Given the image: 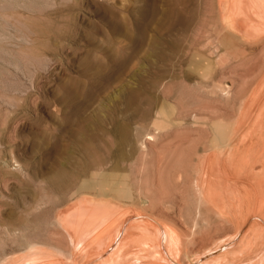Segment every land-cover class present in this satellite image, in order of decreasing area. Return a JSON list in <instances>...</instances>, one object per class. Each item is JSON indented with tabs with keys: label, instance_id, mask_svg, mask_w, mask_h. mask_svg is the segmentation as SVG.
Instances as JSON below:
<instances>
[{
	"label": "rangeland",
	"instance_id": "374dc122",
	"mask_svg": "<svg viewBox=\"0 0 264 264\" xmlns=\"http://www.w3.org/2000/svg\"><path fill=\"white\" fill-rule=\"evenodd\" d=\"M138 8V0H0V162H4L6 159L10 161V164L13 162L14 164L12 163V165H10L11 170L19 167L17 166L18 163L24 164L27 168L35 169L34 174L36 173L35 175L39 176V178L43 180L45 175L52 171L55 166V161L52 163L51 159H49L44 152L46 138H48L49 133L55 136L63 137L61 138V142L63 144H67L64 155L65 157L61 158V160L67 161V168L69 170H75L80 165H84L87 151L86 146L89 141L86 140V135H72V137L71 135H68V131L62 128V125H65L66 120H70L74 123L75 120L85 121L86 119H91L93 121L99 120L107 123L109 122L110 124L112 122V117L115 115L116 118L120 120L124 119L123 121H135L132 124L135 132L137 129L136 126L138 128L144 127L145 132L147 131L153 135L158 134L157 136H159L160 134L157 133L158 130H156L155 126H159V124L161 125V123H164L165 121V118L162 117L160 113V109H163L166 112V119L173 121L171 122V128H173V126L175 127L171 130L172 132L169 130L168 135L163 134L162 132L165 133L169 127H165V131L161 130L164 138L160 135L161 137L159 136L160 138L158 140V137L156 136L157 142L146 141L147 149H144L146 152L141 150V148H138L137 151L130 153V156H127V158L124 159H117L110 156L108 157L110 160L109 164L102 167V170L104 169L102 172L101 170L98 171V176L104 173L110 174L109 176L124 175L125 183H127L125 184L123 181V188L126 190L128 189V192L131 191V198L129 199H120L119 197H116V194L104 196L99 194L97 190H90L86 193H82V195H77L75 199L73 198L68 200V198H65L64 200H67L66 202L61 200V203L63 204H60V201L53 197L54 199H52L55 200L58 205L56 204L55 206V202L50 200L51 203L48 202L49 205L48 203L46 204L48 207L45 206L43 211L34 213L28 217L29 219H26L25 216H22L19 213V208L17 206L15 208L13 206V203L18 201L16 196L20 192L21 180H16L14 178L13 180L9 179L4 185L0 174V193L3 192L2 195L4 194V199H6L3 200L8 203L6 210L10 211L14 209L13 212H15L16 217H19L15 223H17L19 229H21L17 230L16 236H14V234H2L5 236H1V241L7 243L5 246L3 245L4 242L0 241L3 243L0 244V246H3L0 248V264H3L4 261L8 264H16V261L14 260H17L18 262L21 260L20 258L29 254L28 247L31 242V244L38 245V249L36 248L35 252H40L37 251L39 250V246L42 245L43 247L47 242V246H44L47 247L46 250L40 248L43 252L45 251L42 254L43 257L46 252L47 257L43 258L42 255L39 256L40 253H35L29 256V259H22L24 262L20 261L17 264H40L41 262V264H48L50 262V264H63V261L59 262L62 258L55 257L54 247H62V249H66V252H71L73 250V246L71 244L69 234L65 229L59 226L57 219L62 210H66L78 199L86 195V197L94 200L97 204L98 200H100L99 203L111 202L110 204L108 203L109 206L114 207L115 210L120 207L118 210L125 214L135 212V210L136 212H138V210L139 212H142L140 211L142 207V210H144V213L142 212L143 214H146V211H148L147 214L149 213V215L154 216L155 214V216L160 220L177 229L179 233L182 234L184 243L183 246L185 249L188 247L187 251L189 256L201 253L206 248L212 246L218 239L236 233L239 223L238 220H240V218L236 220L239 216L234 219L233 217L235 216L232 215H234V212L237 214L238 211L237 198L239 197V191L237 190L239 189H236V185L239 186L240 182L236 183L235 180H240V174L239 179H235L238 176L234 175V171L235 174L236 171H240L239 164L237 163L235 157L232 159L233 163L230 162V158V161L227 160V166L225 165L226 161H223L226 158L223 160L221 159L222 163L220 162L219 165L210 164L217 149L214 151L212 146L211 148H207L209 143L206 147L204 146V151L202 148L203 144L205 145V143H207L211 138L210 135L213 133L211 126L213 124L222 123L227 126L230 131H232L238 124L236 122L240 120L239 122L241 123V118H243L242 116L247 111L250 112V110L259 106L257 102L261 93L258 94V92H260L258 88L261 86L258 87V85H262V83H264V47L252 46L254 51L252 49L251 50L254 55H249L250 57L252 56L249 58L251 61L248 58L241 61L242 64H237V66L239 65L238 68H236L237 66L235 65L234 70L232 67L230 72L228 70L227 74L224 75L225 77L223 75V77H221V74L216 76L213 79L215 80V87L213 91L212 89L205 90L206 88L193 89L192 85L194 84V80L185 79L181 74V69L188 70V65H182L178 62L177 65H179V67L172 69L170 73L166 74V77L161 73L162 68H165V65L163 64H167L165 59L171 53L168 49L169 41L171 38H174L172 34V36H170V33H168L163 26L154 24L151 27L149 33H151L152 36L155 35V40L154 37L151 39L156 43L152 48V56H147V58L145 57L143 54L144 50L142 48V29L138 24ZM154 30H156V33ZM87 73H89L90 76L87 75ZM195 80L202 81L203 79L198 78ZM91 81L95 82L93 86H91ZM80 84H82V87H80ZM184 85H186V87ZM216 85L218 87L221 85V89H223L224 92L222 91L221 93L218 91ZM254 91H258L256 93L258 96ZM136 92H138L137 95L141 97L140 101L143 108L151 109V114L147 120L144 118V120H141L142 117L139 115L135 117L133 111H125V107L128 105L127 102L136 94ZM227 92L229 94L224 95L223 97V94ZM253 92L257 96V100L255 99ZM253 97L255 102L254 99L252 101ZM196 99L199 100L197 101ZM250 100L252 102H249ZM73 107L75 108L73 109ZM243 108L244 111H242ZM77 112H81L80 115H77ZM194 114L197 115L194 116ZM194 121H197L196 126H198V123H201L199 124L201 125V127L199 126L201 129H198L197 133L196 130L198 127L195 129V125H193V131L195 132L191 129H187L191 128V124ZM139 122L143 125L141 124L139 126ZM174 122H177L176 125ZM180 138L187 139L184 140V144L179 147L177 146V141ZM195 140L198 141V145ZM106 141H108L107 143H112V146H116L117 143L115 142H118V138H116L114 134L102 136L103 145ZM190 144L194 145L191 146ZM128 149L131 148L128 147ZM193 151H196V154ZM210 151H214L215 153L213 154V152ZM205 153L210 158H207L206 164L208 166L205 164L206 166H204V169L207 173H211V177L212 175L217 174L215 176H218V174H220V177L222 178L223 176L221 173L223 171L227 173L228 171H231V169L234 170H232V173L230 172V174H232L233 177L235 176V178H233L232 175L230 176L229 172L227 173L229 177H227L228 181L226 185L229 184L228 182H231V184H229L231 188L228 186L230 188H228V191L223 189V185H220L223 183L225 186L223 179L220 180V177L214 176L219 179V181H222H218L219 184L217 187L222 188L224 192H222L221 189V192H219L222 195H226L221 197L225 198L223 200H225L227 204L219 199L220 201L217 205V207L220 208V204L222 205L221 207L224 208V212L221 211L223 215L220 213V210L217 209L216 205H210L206 200H201L199 198V194L197 193L195 183L197 181V172L195 165L197 164V160H201L199 157H203ZM199 154H202V156H199ZM230 154L231 153H227V155ZM188 155L190 157H188ZM218 155L219 153H217V156ZM13 157L15 160H11ZM234 162L237 163L238 166ZM50 163L52 164L50 165ZM257 166L259 167H257L258 170H261L260 167L262 166L259 164ZM10 169L8 171H10ZM226 170L228 171L226 172ZM12 171L15 172L14 169ZM183 172L186 175L183 174ZM182 176L183 178L185 177V179H182ZM206 176L208 177V174ZM228 178L232 179L229 181ZM212 179L214 181L213 177ZM217 179L215 183L217 182ZM181 180H183L184 183H181ZM234 183H236V185H233L232 187L231 185ZM126 185L129 188H127ZM233 190L235 191L233 192ZM229 191L230 194L236 193L238 197L235 196L236 198L234 197L235 199L232 200L234 195L231 196L229 193L227 197V192ZM14 194H16V196ZM148 196L155 198V203L153 204L154 207L150 204L148 205L149 209L147 205H143L144 201L149 199ZM193 196H195V198ZM226 198L230 199V202L233 201L235 204L228 203ZM203 202L206 203L204 204ZM114 203L116 204L114 205ZM228 204L231 207V209L228 208L229 210L227 209L229 206ZM232 204L235 205L236 211L233 208L234 206H231ZM144 207H147V210L144 209ZM223 208L220 209L223 210ZM225 208L226 212L228 211L227 214L229 213L232 217L231 219L233 222L231 219L226 218L229 215L224 216V214H226ZM17 209L19 210L18 212ZM194 212L197 213L195 214ZM37 214L38 216H36ZM32 216L37 217L38 221L36 222L35 220H37V218ZM118 217L119 216L117 214H113V212L107 215L106 218L108 220L106 221V218L100 220L97 225L91 229L90 234L95 237V235L101 231L100 229L104 228L106 230L105 227L107 224L110 225L112 221L113 223L110 227H112L113 224L116 225ZM25 221L28 222V227L24 229L23 227L25 223H27ZM31 223L34 225L32 226ZM53 224L55 227H53ZM27 228L29 229L26 230ZM97 229L98 232L95 233V230ZM257 229L251 231L252 233H250L254 235L253 233L255 231L258 232ZM48 231L49 234L47 233ZM110 231L111 230L109 228L106 233L104 232V238L109 237L108 235L110 234ZM21 232L23 234H21ZM92 232L95 233V235H93ZM263 232L262 234L259 233L260 235L256 233L254 235L255 237L248 235L244 237L245 239H243L242 242L239 241L235 243V245H230L229 249L221 255V257H223L221 259H225L222 262L226 264H253V260L256 259L255 257H258L259 260L260 258H264V255H262L264 254V248H261V246L263 247L264 245V240L263 244L261 241V238L264 239ZM101 233L103 232L101 231L99 234L101 235ZM250 233L248 232V234ZM88 234L89 232L83 235V237L87 240L81 239L82 241L79 243V247H81L82 251H77L76 254L78 257L76 258L77 261L74 264H83L84 261L88 259V256L86 255L87 253L91 256L102 249L99 247V250L98 246H102L104 244L105 241L103 236L98 234V238L96 236L97 239H95L90 235L92 237H90L92 239H90V243L89 237H86ZM49 235L51 238H49ZM20 236L21 238H19ZM57 236L60 238L57 239ZM249 236H251L252 242L248 244L247 240L250 241ZM3 237L5 240H3ZM99 237L102 238L99 239ZM253 237L256 238V240L258 239L257 237H259L258 241H261L259 242V247H256L258 242L256 241L254 243V239H252ZM12 238L13 240H11ZM36 238H39L41 241L39 242V240H35ZM46 239H50V244ZM13 241L19 242L17 243L19 248L17 245L14 247L15 242L13 243ZM23 242L28 244L26 245L27 247H25L24 244L21 245ZM66 242L69 245L66 244ZM85 242L87 244L84 248ZM152 242L153 244H151L150 240V244L155 246H153L154 249L150 244L142 246V249L145 250L144 254L142 252L143 255L139 254L143 251L141 248L139 249L141 250L140 252L135 249L133 250L135 253H132L133 251H131L130 253H127V255L123 254L124 256L122 259L125 260L123 262L120 258L122 256L116 254L118 256H114L113 258L117 257L118 260L120 259V262L116 261L115 258V260L112 259L109 264H119L121 262L122 264H126V262L131 260L134 256L140 257L141 255V261L143 259L145 260V258L146 260L148 258L152 261L147 260L148 262L150 261L148 263L146 260V262L143 260L144 262L142 261L140 264H168L165 260L161 261V257H164L161 250H159V253H162L160 257L161 259L158 258V245L154 242V240ZM93 243V247L97 244V251H94L95 248L93 249L92 247ZM48 244L50 246H48ZM254 244L255 248L258 250L261 248L259 252L257 251L258 253L256 252L257 249H254V252H252V245ZM51 245L53 247H51ZM237 246L238 248H241V250L238 249ZM13 247L17 249V252L19 250L18 253L23 254L21 256L17 253L15 254L14 251L16 252V250ZM21 247L24 248L25 251ZM234 247L235 249L237 248V250L233 249ZM25 248H27V250ZM90 248L93 249L92 251L94 253H90L88 251ZM20 249L22 251H20ZM50 249L51 251L54 250L51 255L49 254L51 253V251H49ZM245 249L248 250L247 252L249 254L252 249L251 256L256 252L254 254L255 257L253 255L252 260L246 256L247 254L245 253L247 252H245ZM32 250L30 251L34 253ZM85 250H87V252ZM26 251L27 253H25ZM241 251H244L242 253L245 254L244 256L248 257L246 260H251L249 261L250 263L244 260V256V258H242ZM150 252L154 256V259ZM6 253L8 254L6 255ZM84 254L87 258L86 256L85 258L82 257ZM145 254H147L148 257H146ZM9 255H11L10 257L12 258L14 256L13 260L9 257ZM10 259L13 263L9 262ZM156 259L163 263L155 261ZM180 259L182 263L189 262L188 257L184 254L180 256ZM221 259L220 263H222ZM256 260L254 264L260 263L259 260H257V262ZM68 263L72 264L71 262H67L66 264ZM218 263L216 262V264Z\"/></svg>",
	"mask_w": 264,
	"mask_h": 264
},
{
	"label": "bare ground",
	"instance_id": "6f19581e",
	"mask_svg": "<svg viewBox=\"0 0 264 264\" xmlns=\"http://www.w3.org/2000/svg\"><path fill=\"white\" fill-rule=\"evenodd\" d=\"M138 3H139V8H138L139 9V11H138L139 22H138V24H139L140 28L142 29V35H143L142 48L144 50L143 54L145 55L146 58H147V56H149V57L152 56V48L154 47V45L156 43V42H153L151 39L154 37V40H155V35L152 36V34L149 33L151 27L154 24H157L158 26L159 25L163 26L166 29V31L168 33H170V36L173 35L174 38L173 39L171 38L169 41L168 49L170 50L171 53L165 59V62H167V64L166 63L163 64V65H165V68H162L161 73L164 74L166 77V74L170 73V71H172V69H176L179 67V65H177L178 62L181 63L182 65H188V70L181 69L182 70L181 74L183 75V77L185 79L194 80V84L192 85L193 89L206 88L205 90H207V89L211 90L212 89V91H213V89L215 87L214 86L215 80H213V79L216 76H219L221 74V77H223L225 74H227L228 70L230 72V69H232V67L234 70L235 65L236 66H237V64L240 65V64H242L241 61H244L247 58L248 59L251 58L252 56L250 57L249 55H254L252 53V50L254 51V49H252L253 48L252 46H255V47L258 46V47H262V48L264 47V0H138ZM156 30H154L155 33H156ZM159 30H158V33H159ZM248 47H249V49H248ZM238 66L236 68H238ZM255 68H256V66H255ZM230 74H232V73H230ZM87 75L90 76L89 73H87ZM198 78H202L203 80L202 81H199V80L196 81L195 79H198ZM263 79H264V77H263ZM91 82H92L91 86H93L95 84V82L94 81H91ZM246 83H248V82H246ZM181 85H183V84H181ZM262 85L261 84L258 85V87H260V86L261 87L258 88L260 92L257 91L258 94L261 93L260 98L258 97L259 100L257 102L259 106H257L253 110H250V112L247 111L248 113L244 112L245 114L243 113L244 115L242 116L243 118H241V123L239 122L240 120L239 121L237 120L238 122H236V123H238V124L233 128L232 131H230L227 128V126H225L222 123L213 124L211 126V130L213 131V133H212L213 137H212V135H210L211 138L208 140L207 143H205V145L203 144V148H202L204 151V149H205L204 146L206 147V145L209 143L207 145V148L208 147L211 148V146H212L213 147L212 149H214V151L217 149V151H215L216 153L214 151H210V152H213V154L215 153L213 158L211 157L212 159H211L210 164H213V165L218 164L219 165L220 162L224 158H226L225 160H223L224 162L226 161L225 165L228 162L227 160L230 161V159H231L230 162L233 163L232 159L234 157L236 158L237 163L239 164L240 171L239 170L236 171L237 175L235 174V171L230 168L231 171L232 170L234 171V175L238 176L236 178H235V176L233 177V175L230 174L231 171L226 170V172L228 171L229 175L230 176L232 175V177L235 179H237V178L239 179V174H240V180H238V181L235 180L236 183L240 182L239 186L236 185V183L231 185L232 187H233V185L237 186V187L236 186L235 187H236V189H239V190H237V191H239V197L236 195V193L230 194V191L227 192V197H228V193L231 196L234 195L232 200L236 198L235 196L238 197L237 198V200H238L237 201L238 202L237 214L238 215L236 214V212H234L233 213L234 215H232V216H235V217H233L234 219L239 216L236 220H238L240 218V220H238L239 223L237 222L238 226H237V231L235 234H231V235H228L224 238L218 239L212 246L206 248L203 252L196 253V254L189 256L188 251H187L188 247H186L187 249H185V247L183 246L184 243H183L182 234H180L177 229L173 228L172 226L168 225L164 221L160 220L158 217L155 216V214H154V216L149 215V213L147 214L148 211L145 212L146 214H143L144 210H142L143 209L142 206H141L142 209L140 211H142L143 213L139 212V210H138V212H136V210H135V212H132V213L130 212L129 214H125L122 211L118 210L120 207L115 210L114 207H111L108 205L109 202L108 203L105 202L106 204L102 203V202L99 203L100 200H98V204H97L94 202V200L86 197L87 196L86 195V196L78 199L74 204L69 206L66 210H62V212L59 213V216L57 219L58 224H59V226H61L63 229H65L67 231V233L69 234L70 240H71V244L73 246V250L71 252L68 251L69 253L65 251L66 249H62V247L61 248L60 247H54L55 257L62 258L61 260H59V262L63 261V264H66L67 262H71L72 264H74L77 261L76 258L78 257V255L76 253L78 250H81V247H79V243L82 241L81 239H84V240L86 239L85 237H83V235H85L87 232H89L88 236H86V237H89V241H90V239L93 237L90 234L91 229L94 226H96L100 220L106 218V216L111 214L112 212H113V214H117L119 216L118 222H116V225L113 224V226H114V227L112 226L113 228L110 227L112 225L113 221L111 222L110 225L106 223L108 227L107 226L105 227L106 230L104 228H102L103 230L100 229L103 232V233H101V235L99 234L101 232L99 230L100 232L98 234L100 236H103L104 232L106 233L109 230V228L111 231H110V234L108 235L109 237L104 238V236H103L105 242L102 246H98V248L99 247L102 248L101 251H98L97 253L92 254L91 256H89V254L87 253L86 255L88 256V259L86 261H84L85 260L84 259L83 260L84 263L82 262L83 264H109L112 261V259L115 260V258H116V261L120 262L119 261L120 259L118 260L117 257L113 258L114 256H118L116 254H119V256H122V257H120L122 259L124 256L123 254L127 255V253H130L131 251H133L135 249H136V251L140 252L141 250H139V249L140 248L142 249L143 248L142 246H144V245L145 246H147V244L149 245L150 240H151V244H153L152 241L154 240V242H156L158 245L157 246L159 248L157 251V253L159 255L158 258L161 257L162 253H159V250H161V252H163L164 257H161L162 259L161 258L160 259H161V261L165 260L168 264H213V263L216 264V262L220 263V259L223 258V257H221L222 253H224L226 250H228L230 245H233V244L235 245V243H237L239 241L242 242L243 239H245L244 237H246L248 235L254 236L256 233L262 234V232L264 231V83H262ZM184 86L186 87V85H184ZM244 86H247V85H244ZM80 87H82V84H80ZM229 87H227V88H229ZM217 88H218V91H220L221 93H222V91L224 92V90L221 89V85H219V87L217 86ZM254 92H253V94H254ZM257 92H255V94ZM137 94H138V92H136V94L134 96H132L131 99H129V101L127 102L128 105H126V107H125V111H133L135 117L139 115L140 117H142L141 120H144V119L147 120V119H149L148 117L151 114V109H144L143 108V105H141V101H140L141 97ZM228 94H229L228 92L223 94V97H224V95H228ZM258 94H256V95L258 96ZM256 95L254 97L257 100ZM254 97L252 98V101H253ZM211 98H212V96H211ZM255 99H254V102H255ZM72 100H73V98H72ZM218 100H219V98H218ZM252 101L250 100L249 102H252ZM243 105H246V104H243ZM253 105H255V104H253ZM251 106H252V103H251ZM74 108L75 107H73V109ZM245 110H247V109H245ZM160 111H161L160 113H161L162 117L165 118V121H164V123H161V125L160 124H159V126L157 125L158 128H157V126H155V127H156V130H158L157 133L162 135L164 138L163 134L168 135L169 130H170V132H172L171 130L175 127L173 126V128H171L172 127L171 122H173V121L166 119L167 118L166 112L163 109H160ZM242 111H244V108ZM199 112H201V111H199ZM80 113L81 112H77V115H80ZM195 115H197V114H194V116ZM111 120H112V122L110 124H109V122L107 123V122L99 121V120L93 121L91 119L90 120L86 119L85 121H76L75 120L74 123H72V121H70V120H66L65 125L64 126L62 125V128L64 130H67L69 133L68 135H71V137H72V135H76V136L77 135H81V136L86 135L87 136L86 140L89 141L88 145L86 146L87 151H86L85 164L80 165L75 170H69L67 168V161L61 160V158L65 157L64 156L65 152H66L65 149L67 147L66 143L63 144L61 142V138H63V137L55 136V135H52L50 133H49V136L47 135L48 138H46L45 151L44 152L47 155V157L49 159H51L52 163L55 161V166L53 167L52 171H50L49 173H47L45 175L43 180L40 179L39 176H36L35 175L36 173L34 174L35 169L27 168V166H25L24 164H20L16 161L18 163L17 166H19V167L13 168L15 170V172H13L12 171L13 169L12 170L10 169V165H12L13 162L10 164V161L6 158H5L6 160H4V162L1 161L0 162V170H1L0 174H1V178L3 180L2 182L4 183V185L6 182H8L9 179L13 180V178H14L16 180H19V179L21 180L20 192L18 193L17 196H16V194H14L18 198V201L13 203V206L15 208L17 206L20 210L19 211L17 209V212L19 211V213L22 216H25L26 219H29L28 217L31 216L32 214L37 213V212L39 213V211L40 212L43 211V208H45V206H47L46 204L48 202H50V200H53L54 198L59 200L60 204H63V203H61L62 202L61 200H64L65 198H68V200H71L73 198L75 199L77 195L78 196L82 195V193H86L90 190H97L99 194H102L104 196L116 194V197H119L120 199L131 198V195H130L131 191L128 192V189L126 190L123 188V185L125 183V180H124L125 176L124 175H122V176H117V175L109 176L110 174L104 173V174L98 176V171L101 170V172H102L104 170V169L102 170V167L109 164L110 160L108 157L113 156L117 159L127 158V156H130V153L137 151L138 148H141V150L147 149L146 148L147 147L146 141L147 142H149V141H156L157 142V137L159 140V138L161 136L159 135L160 136L159 137V136H157L158 134L153 135L151 133H148L147 131L145 132L144 127L138 128L136 126L137 129L135 132L134 127L132 126V124L135 121L133 122L132 120H130L129 122H127L126 120L123 121L124 119L120 120V119L116 118L115 115L112 117ZM196 122L197 121L192 122L191 128H187V129L188 130L191 129L193 131L194 128L196 129L198 127L196 130V133H197L198 129H201V128H199V126L201 127V125H199L201 123H198V126H196L197 125ZM176 123H175V125H176ZM141 124L139 122V126ZM193 125H195L196 127H194ZM165 127H169V128L164 133L161 130L165 131V129H164ZM185 128H186V126H185ZM185 128H183V129H185ZM208 129H209V127H208ZM202 130H203V128H202ZM193 132H195V131H193ZM193 132H192V135H193ZM110 134H114L115 137L118 138V142H115V143H117L116 146H114V145L112 146V143H110V142L107 143L108 141H106L105 144L103 145L102 136L110 135ZM186 139L187 138H185V139L180 138L177 141V146H179V147L182 146L184 144V140H186ZM194 139H196V138H194ZM198 139H200V138H198ZM197 142L198 141H196V143ZM192 145H194V144H192ZM197 145H198V143H197ZM106 147H107V149H106ZM128 147L131 149H128ZM197 150H198V148H197ZM144 151L146 152V150H144ZM217 153H219V155H220V156L218 155L219 158L217 156ZM227 153L228 154L231 153V154L227 155ZM202 154H199V156L200 155L202 156ZM209 155L211 156L210 153H209ZM188 157H190V156L188 155ZM203 157H204V159H203ZM203 157H199V158H201V160H197V162L195 161L197 163L195 165L196 166L195 169L197 172V176H196L197 181L196 182L194 181V182L196 183L197 193L199 194V198L201 200L202 199L206 200L210 205L211 204L216 205V207H217L220 200L224 201L225 204H227L226 201L223 200L225 198H222L226 195L223 194L224 195L223 196L220 193L221 192L220 189L222 190V188L217 187L219 182H222V181H219V179L215 178V177H220L221 175L220 174H218V176H215L217 174L212 175V177L214 178V181H213L212 177L210 176L211 173L210 172L207 173L206 170L204 169L205 168L204 166L207 165L206 164L207 158H210V157L206 153L203 155ZM12 159H14V157L11 158V160ZM52 163H50V165ZM118 163H120V162H118ZM237 163H235V164H237ZM238 164H237V166H238ZM258 164L262 166V167H260L261 170L260 169L258 170V168H259L257 166ZM189 166H191V165H189ZM221 166H222V164H221ZM215 168H216V166H215ZM221 168H223V167H221ZM233 168H234V166H233ZM9 169H10V171H8ZM217 170H218V168H217ZM222 170H224V169H222ZM237 172H239V173H237ZM227 173H225L223 171L221 173L223 177L222 178L220 177V180L223 179L225 186L223 183L220 185H223V187H224L223 189L226 191H228L231 188L229 185V184H231V182H228L229 184L226 185V183L228 181L227 177H229ZM183 174H185V173L183 172ZM207 174H208V177L206 176ZM180 179H181V176H180ZM182 179H185V177L183 178V176H182ZM216 179H217V182H216L217 184L215 183ZM231 179H229V181ZM123 181H124V183H123ZM181 183H184L183 180H181ZM127 185H126V187H127ZM127 188H129V187H127ZM234 188H232V189H234ZM234 191L235 190H233V192ZM222 192H224V191L222 190ZM2 193L3 192L0 193V241L2 239L1 236H5L2 234H7V235H13L14 234V236H16L17 230H21V229H19L18 224L15 223L19 217L18 218L16 217L15 212H13L14 209L10 210V211L6 210L8 203H6L4 201L6 199H4L5 196H4V194L2 195ZM225 194H226V192H225ZM141 197H139V198H141ZM193 197L195 198V196H193ZM148 198L149 199L144 201L143 205H145V206L147 205V207H148V205L151 204V206L154 207L153 204L155 203L154 202L155 198H153V197L151 198V196H148ZM138 200H140V199H138ZM201 200H200V202H201ZM227 200H228V203H234L233 201L230 202V199H227ZM66 201L67 200H64V202H66ZM95 201H96V199H95ZM52 202H55V200H53ZM203 203L205 204L206 202H203ZM56 204L57 203L55 202V206H56ZM115 204L116 203H114V205ZM234 204H232L231 206L232 207L234 206L233 208L236 211V209H235L236 207ZM48 205H49V203H48ZM50 205H53V204H50ZM228 205H226V206H228ZM219 206L221 209L223 208V207H221L222 205L219 204ZM147 207H144V209H146ZM220 208L217 207V209L220 210V213H221V211L224 212V208H223V210H221ZM228 208L231 209L230 205L227 207V209ZM123 209H124V207H123ZM148 209H149V207H148ZM133 211H134V209H133ZM200 212H199V214H200ZM225 212H226V208H225ZM227 212H226V214H224V216L229 215V213L227 214ZM221 214L223 215V213H221ZM36 216H38V214ZM229 216L226 218L231 219L232 217L231 216L229 217ZM32 217H34V216H32ZM34 218H37V217H34ZM115 219H117V218H115ZM105 220L107 221L108 219L106 218ZM27 221H25V222H27ZM35 221L37 222L38 218ZM231 221H232V219H231ZM54 222H52V223H54ZM108 223H110V222H108ZM206 224H208V223H206ZM31 225H32V223H31ZM196 225H198V224H196ZM102 226H104V225H102ZM26 227H28V222L25 223L23 228L25 229ZM53 227H55L54 224H53ZM100 228H101V226H100ZM28 229L29 228H27L26 230H28ZM255 229H257L258 232L255 231L253 233L254 235H252L251 231H254ZM95 231H96L95 233H97L98 229ZM24 232H28V231H24ZM248 232L249 233L251 232V233L248 234ZM47 233L49 234V231ZM95 233L92 232L93 235H95ZM21 234H23V233L21 232ZM98 234L95 235V237H93V238L97 239ZM263 235H264V232H263ZM21 236L19 238H21ZM96 236H97V238H96ZM144 236H149V237H144ZM251 236H249L250 241L247 240L248 244L250 242H252ZM65 237H66V235H65ZM254 237L252 238V239H254V243L256 241L258 242V245L256 244L257 245L256 247H259V244H260L259 242H261V241L263 244L264 239L261 238V241H258L259 237H257L258 238L257 240ZM13 238L11 240H13ZM49 238H51L50 235H49ZM59 238L60 237L57 236V239H59ZM63 238H64V236H63ZM100 238H102V237H99V239ZM263 238H264V236H263ZM105 239H107V240H105ZM3 240H5L4 237H3ZM8 240H10V239H8ZM35 240H39V238L38 239L36 238ZM49 240H47L48 243H49ZM40 241L41 240H39V242ZM101 241H102V239H101ZM1 242H4V241H1ZM1 242H0V244H3ZM14 242L15 241H13V243ZM39 242H37V243L40 244ZM51 242L53 243L52 240H51ZM86 242L84 244V248L87 244ZM99 242H100V240H99ZM6 243L7 242H4L3 245L6 246ZM15 243H14V247H16L15 245H17L19 248V245L17 244L19 242L16 241ZM26 243H27V241H26ZM31 243H29V247H28L29 248V254L20 258L21 262L23 261L22 259L25 260L26 258H28L29 256H31L35 253H37V254L40 253L39 254V256H40L45 252V251L43 252L42 249H44V250L47 249V247H44L47 244V242H46V244L43 247H42V245L39 246V250H37V251H40V252H35L38 245L31 244ZM33 243H36V242H33ZM90 243H91V241H90ZM90 243H89V245H90ZM94 243H96V242H94ZM94 243L92 244V247H93ZM102 243H103V241H102ZM23 244L25 245V247H27L26 245H28V244H25V242H23L21 245H23ZM49 244H48V246H50ZM55 244H56V242H55ZM66 244H68V243L66 242ZM56 246H60V245H56ZM96 246H97V244H96ZM96 246L93 247V249L95 248L94 251L96 250ZM151 246L153 247L154 245H151ZM2 247L3 246L1 245L0 248H2ZM51 247H53V246L51 245ZM154 247H153V249H154ZM240 247H242V246H240ZM252 247H253L252 248L253 251H252V249H251V251L254 252V249H257V248H255V244L252 245ZM40 248H42L41 249L42 251L40 250ZM98 248H97V250H98ZM100 248H99V250H100ZM237 248H238V246H237ZM237 248L235 249V247H234L233 249L237 250ZM261 248H264V245H263V247L261 246ZM261 248H259V249L261 250ZM7 249H4V250H7ZM22 249L24 250V248H22ZM25 249L27 250V248H25ZM32 249H35V250H32ZM93 249L90 248V250L88 249V251L91 253V252H93L92 251ZM130 249H132V250H130ZM238 249L241 250V248H238ZM15 250H16V252L14 251L15 254L17 253L20 256L23 254V253H18L19 250H18V252H17V249H15ZM30 250L34 251V253L31 252ZM128 250H130V251H128ZM147 250H148V248H147ZM260 250L257 249L256 252L257 251L259 252ZM20 251H22V250L20 249ZM49 251H51V249ZM53 251H51V253H49V254L51 255ZM85 251L87 252V250H85ZM144 251L145 250L141 251V253H139V254H142V252L144 254ZM151 251H152V249H151ZM247 251L248 250L245 249V252H247ZM251 251H250V254L248 252L245 254H247L246 256H248L252 260L253 255L256 252L251 256V254H252ZM154 252H152V253H154ZM242 252H244V251H241V253ZM263 252H264V250H263ZM25 253H27V251ZM132 253H135V251H133ZM236 253H237V251H236ZM7 254L8 253H6V255ZM46 254H47V252L45 253L44 257H47ZM150 254H151V252H150ZM183 254L188 257V259H189L188 263H182L181 262L180 256ZM245 254L242 253V258L245 257L244 260L248 261V260H246L248 257L244 256ZM11 255H9V257ZM86 255L84 254V256H82V257L85 258ZM260 255H261V253H260ZM262 255H264V254H262ZM87 256H86V258H87ZM145 256L148 257L147 254H145ZM145 256H143V257H145ZM152 256H150V257H152ZM9 257H8V259H9ZM42 257H43V255H42ZM140 257L134 256L131 260L126 262V264L127 263L128 264H140V262H142L144 260L143 259L141 261ZM254 257H255V255H254ZM261 257H263V256H261ZM10 258L13 260L14 256H13V258L12 257H10ZM83 258H80V259H83ZM227 258H230V257H227ZM242 258H241V260L243 261ZM255 258L257 260H259L258 257H255ZM8 259H6V260H8ZM11 259L9 262H11ZM153 259H154V256H153ZM157 259L155 261H158ZM233 259H234V257H233ZM250 259H249V261H251ZM4 260H5V258H4ZM127 260H128V258H127ZM145 260H146V258H145ZM147 260L152 261L151 259H148V258H147ZM223 260H225V259H223ZM223 260L221 259V262ZM255 260H253L254 263H255ZM257 260H256V262H257ZM14 261H16L15 262L16 264L18 262H20V261L17 262V260H14ZM55 261H57V260H55ZM124 261L125 260H123V262ZM155 261H153V262H155ZM161 261L159 260L158 262H161ZM259 261H260V263H258V264H264V258H260ZM4 263H5V261H4ZM11 263H13V262H11ZM50 263H48V264H50ZM161 263H163V262H161ZM5 264H8V263H5ZM119 264H122V262ZM220 264H226V263L222 262ZM250 264H252V263H250Z\"/></svg>",
	"mask_w": 264,
	"mask_h": 264
}]
</instances>
